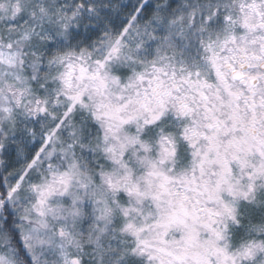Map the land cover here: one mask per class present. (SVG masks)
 <instances>
[{
    "label": "snow or ice",
    "instance_id": "obj_1",
    "mask_svg": "<svg viewBox=\"0 0 264 264\" xmlns=\"http://www.w3.org/2000/svg\"><path fill=\"white\" fill-rule=\"evenodd\" d=\"M0 264H264V0H0Z\"/></svg>",
    "mask_w": 264,
    "mask_h": 264
}]
</instances>
